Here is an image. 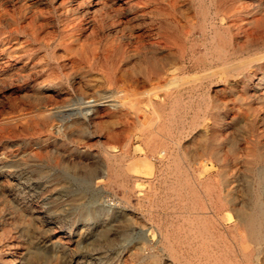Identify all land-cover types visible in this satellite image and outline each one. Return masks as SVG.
Segmentation results:
<instances>
[{
    "label": "rangeland",
    "instance_id": "1",
    "mask_svg": "<svg viewBox=\"0 0 264 264\" xmlns=\"http://www.w3.org/2000/svg\"><path fill=\"white\" fill-rule=\"evenodd\" d=\"M263 190L264 0H0V264H264Z\"/></svg>",
    "mask_w": 264,
    "mask_h": 264
},
{
    "label": "bare ground",
    "instance_id": "2",
    "mask_svg": "<svg viewBox=\"0 0 264 264\" xmlns=\"http://www.w3.org/2000/svg\"><path fill=\"white\" fill-rule=\"evenodd\" d=\"M234 15V14H233ZM214 38V37H213ZM222 55V54H221ZM263 55V54H262ZM227 56V55H226ZM154 66V65H153ZM155 68V67H154ZM165 70V69H164ZM155 71V70H154ZM161 71V70H160ZM156 73H159V72H156ZM156 75V74H155ZM154 77V76H153ZM161 78V77H160ZM156 79V78H155ZM151 80H152V78H151ZM254 83V82H253ZM165 85H167V83L165 84ZM159 87H160V85H158ZM166 87V86H165ZM159 89V88H158ZM255 89V88H254ZM260 89V88H259ZM255 91V90H254ZM261 95V94H260ZM111 97V96H110ZM114 99V98H113ZM111 99L109 98V99H106L105 101H110ZM87 101V100H86ZM90 101V100H89ZM102 101L100 100V101H96V102H91L89 105L90 106H92V107H95V106H98L100 103H101ZM72 110V109H71ZM70 110V111H71ZM36 112V111H35ZM39 112H41V111H39ZM79 112V111H78ZM80 113V112H79ZM82 114H85V111L83 112H81ZM223 119V118H222ZM226 124V123H225ZM2 130V129H1ZM161 142V141H160ZM127 144H128V142H127ZM163 149V148H162ZM169 149V148H168ZM165 150V149H164ZM172 154V153H171ZM261 155V154H260ZM259 155V156H260ZM262 156V155H261ZM172 157V156H171ZM258 158V157H257ZM258 160V159H257ZM177 164V163H176ZM257 164V163H256ZM260 164V163H259ZM178 165V164H177ZM179 166V165H178ZM177 167V166H176ZM190 168V167H189ZM257 168V167H256ZM116 170V169H115ZM258 170V169H257ZM256 170V171H257ZM260 171V170H259ZM118 172V171H117ZM114 174V173H113ZM178 174V173H177ZM259 175H260V173H259ZM263 175V174H262ZM257 178V177H256ZM178 181H180V180H178ZM181 181H183V180H181ZM185 181H187V183H190V182H188V180H185ZM258 182V181H257ZM262 182V181H261ZM181 183V182H180ZM179 183V184H180ZM258 184V183H257ZM188 185V184H187ZM186 186V185H185ZM184 186V187H185ZM189 186H190V184H189ZM260 186V185H259ZM182 187H183V184H182ZM192 188V187H191ZM193 188H194V186H193ZM183 189V188H182ZM187 189H188V187H187ZM173 190H174V188H173ZM260 190V189H259ZM175 191V190H174ZM181 191V190H180ZM264 191V190H263ZM190 192V191H189ZM193 192H194V189H193ZM177 193V192H176ZM180 193H182V191L180 192ZM187 193V192H186ZM257 193V192H256ZM258 194V193H257ZM262 194V193H261ZM192 195H193V193H192ZM259 195V194H258ZM189 198V197H188ZM259 198V197H258ZM189 199H191V198H189ZM262 200V199H261ZM263 201V200H262ZM245 203V202H244ZM257 204V203H256ZM242 207H243V205H242ZM247 207V206H246ZM261 207V206H260ZM237 209H238V207H237ZM256 211V210H255ZM238 217H239V225H243V227H245L246 228V230L248 231V233H249V235H250V238H248V239H251V240H254L256 243H259L260 244V242L263 240L264 241V207H261V210L259 211V212H249V213H244V214H238ZM193 223V222H192ZM191 223V224H192ZM202 224V223H201ZM203 225V224H202ZM201 225V226H202ZM233 225V224H232ZM195 226V225H194ZM193 227V226H192ZM203 227V226H202ZM191 228V227H190ZM193 228H195V227H193ZM200 229H201V227H199ZM189 229V228H188ZM200 229H199V231H200ZM203 229V228H202ZM205 229V228H204ZM240 229V228H239ZM193 230V229H192ZM208 230V229H207ZM185 231V230H184ZM189 231H187V233H188ZM191 232V231H190ZM194 232V231H193ZM196 232H198V228H197V231ZM202 232H204V231H201V233ZM240 232V231H239ZM241 232H243V231H241ZM237 233V232H236ZM193 234V233H192ZM239 234V233H238ZM199 235H202V234H199ZM241 235V234H240ZM248 235V234H247ZM203 236V235H202ZM164 237H165V235H164ZM167 237V236H166ZM247 237V236H246ZM167 238H169V237H167ZM180 238V237H179ZM184 238V237H183ZM200 238V237H199ZM198 238V239H199ZM204 238V237H203ZM202 238V239H203ZM239 238V237H238ZM242 238V237H241ZM164 239V238H163ZM181 239V238H180ZM196 239V238H195ZM195 239H193V240H195ZM201 239V240H202ZM207 239V238H206ZM235 239V238H234ZM166 240H168V239H166ZM200 240V241H201ZM212 240V239H211ZM233 240V239H232ZM165 241V240H164ZM214 241V240H213ZM234 241V240H233ZM167 242H169V241H167ZM195 242V241H194ZM206 242H207V240H206ZM216 242V241H215ZM250 242V241H249ZM193 243V242H192ZM200 243V242H199ZM171 244H172V242H171ZM204 244V243H203ZM207 244V243H206ZM251 244H252V242H251ZM255 244V243H254ZM258 244V245H259ZM232 245V244H231ZM165 246V245H164ZM168 246H170L169 244H168ZM192 246V245H191ZM198 246V245H197ZM204 246V245H203ZM218 246V245H217ZM252 246H253V244H252ZM167 247V246H166ZM261 247V246H260ZM259 247V248H260ZM164 248V247H163ZM197 248V247H196ZM205 248V247H204ZM234 248V247H233ZM236 248V247H235ZM258 249V248H257ZM238 250V249H237ZM255 251V250H254ZM260 251V250H259ZM171 252H172V250H171ZM238 252V251H237ZM242 252V251H241ZM240 252V253H241ZM206 253V252H205ZM214 253V252H213ZM218 253V252H217ZM231 253V252H230ZM247 253V252H246ZM246 253H244V254H246ZM176 255V254H175ZM198 255V254H197ZM201 255V254H200ZM206 255V254H205ZM241 255V254H240ZM248 255V254H247ZM250 255V254H249ZM178 256V255H177ZM182 256V255H181ZM255 256H256V254H255ZM6 257V256H5ZM184 257V256H183ZM262 257V256H261ZM174 258V257H173ZM181 258V257H180ZM185 258V257H184ZM241 258V257H240ZM249 258V257H248ZM256 258V257H255ZM264 258V257H263ZM263 258H262V261H263ZM174 259H176V258H174ZM215 259V258H214ZM217 259V258H216ZM6 260V259H5ZM177 260V259H176ZM175 260V261H176ZM179 260V259H178ZM181 260V259H180ZM219 260H221L220 258H219ZM229 260V259H228ZM243 260V259H242ZM247 260V259H246ZM199 261V260H198ZM212 261H214V260H212ZM212 261H210V262H212ZM216 261V260H215ZM223 261V260H222ZM11 262V261H10ZM217 262V261H216ZM236 262V261H235ZM12 263V262H11ZM182 263V262H181ZM225 263V262H224ZM262 263V262H261ZM188 264H189V262H188ZM218 264H219V262H218ZM227 264H229V263H227ZM251 264V263H250Z\"/></svg>",
    "mask_w": 264,
    "mask_h": 264
}]
</instances>
